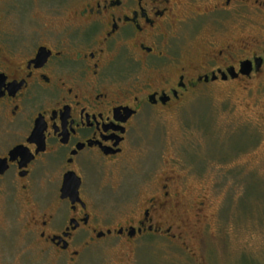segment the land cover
<instances>
[{
  "label": "flooded vegetation",
  "instance_id": "1",
  "mask_svg": "<svg viewBox=\"0 0 264 264\" xmlns=\"http://www.w3.org/2000/svg\"><path fill=\"white\" fill-rule=\"evenodd\" d=\"M244 7L264 17V0H69L39 31L10 30L0 0V264L48 251L75 264L112 235L164 233L163 214L179 207L174 176L156 195L149 184L134 224L119 228L101 213L98 182L149 113L264 73V48L234 58L226 19ZM205 31L202 51L187 44ZM242 39L241 51L261 45Z\"/></svg>",
  "mask_w": 264,
  "mask_h": 264
},
{
  "label": "rangeland",
  "instance_id": "2",
  "mask_svg": "<svg viewBox=\"0 0 264 264\" xmlns=\"http://www.w3.org/2000/svg\"><path fill=\"white\" fill-rule=\"evenodd\" d=\"M68 2L8 0L9 29L42 31ZM226 20L236 60L264 48L263 16L244 7ZM251 36L261 45L241 51L242 38ZM208 38L205 31L187 44L193 40L202 51ZM149 114L139 121L124 160L103 172L98 197L106 204L100 210L116 228L134 224L147 186L150 196L159 194L155 187L165 176L176 178L179 207L163 214L170 221L161 224L163 234L112 235L83 249L75 264H264V73L252 81L200 86L179 108ZM65 263L53 251L26 261Z\"/></svg>",
  "mask_w": 264,
  "mask_h": 264
},
{
  "label": "water",
  "instance_id": "3",
  "mask_svg": "<svg viewBox=\"0 0 264 264\" xmlns=\"http://www.w3.org/2000/svg\"><path fill=\"white\" fill-rule=\"evenodd\" d=\"M245 64H249V63H245ZM132 230H135L134 228ZM132 230L129 232L130 235H133Z\"/></svg>",
  "mask_w": 264,
  "mask_h": 264
}]
</instances>
